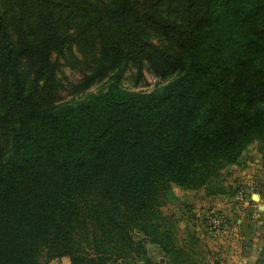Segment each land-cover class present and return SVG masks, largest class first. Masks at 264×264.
I'll return each instance as SVG.
<instances>
[{"label": "trees", "instance_id": "1", "mask_svg": "<svg viewBox=\"0 0 264 264\" xmlns=\"http://www.w3.org/2000/svg\"><path fill=\"white\" fill-rule=\"evenodd\" d=\"M60 59L95 94L59 102ZM144 71L167 84L121 86ZM253 142L264 155V0H0V264H219L164 200ZM253 264H264V246Z\"/></svg>", "mask_w": 264, "mask_h": 264}, {"label": "rangeland", "instance_id": "2", "mask_svg": "<svg viewBox=\"0 0 264 264\" xmlns=\"http://www.w3.org/2000/svg\"><path fill=\"white\" fill-rule=\"evenodd\" d=\"M60 62V103L87 98L107 82L76 93L73 86L79 84L82 73L61 59ZM168 81L144 71L143 78L136 82L134 71L129 70L121 86L130 91L149 92ZM253 195L258 200H253ZM162 212L172 221L179 246L186 244L219 264H242L245 257L247 264H253L264 246V155L258 143L250 144L236 164L224 169L204 189L189 192L173 188L164 200ZM146 250L154 264H167L168 258L156 245L146 243ZM49 264L70 263L62 258Z\"/></svg>", "mask_w": 264, "mask_h": 264}, {"label": "crops", "instance_id": "3", "mask_svg": "<svg viewBox=\"0 0 264 264\" xmlns=\"http://www.w3.org/2000/svg\"><path fill=\"white\" fill-rule=\"evenodd\" d=\"M246 258H247V257H245V258H243V259L241 260V261H243L242 264H247V262H246L247 259H246Z\"/></svg>", "mask_w": 264, "mask_h": 264}, {"label": "water", "instance_id": "4", "mask_svg": "<svg viewBox=\"0 0 264 264\" xmlns=\"http://www.w3.org/2000/svg\"><path fill=\"white\" fill-rule=\"evenodd\" d=\"M252 199L255 200V201L258 200V196L257 195H253Z\"/></svg>", "mask_w": 264, "mask_h": 264}]
</instances>
